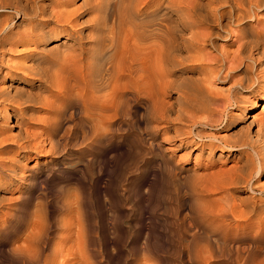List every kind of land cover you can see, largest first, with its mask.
Returning <instances> with one entry per match:
<instances>
[{
  "label": "rangeland",
  "instance_id": "1",
  "mask_svg": "<svg viewBox=\"0 0 264 264\" xmlns=\"http://www.w3.org/2000/svg\"><path fill=\"white\" fill-rule=\"evenodd\" d=\"M74 2L76 6L81 7L82 21L91 18L89 7L95 0H87L86 5L82 4V0ZM126 2L127 0H112L110 5L105 6V10L115 15L126 6ZM8 19L13 20L12 23L16 27L14 33L22 30V18L19 15L14 16L7 10L1 12L0 23ZM252 26H255L254 23ZM238 29L232 28L235 36L227 39L216 38L214 34L210 44L206 43L205 47L196 50L197 60L186 62L175 73L176 82L185 83L183 87L186 89L182 88L184 91L190 87L195 88V81L205 73L210 79L211 89L209 86L208 88L217 95L215 105L220 107V110L232 78L228 76V80L226 78L216 81L211 73L202 72L195 66L204 62L206 57L232 56L237 47L236 40L241 35ZM120 33V46L127 42L129 50L139 47L128 29ZM128 33L130 37L127 36ZM218 35L221 37L220 33ZM9 48L4 46L0 50V90L8 89L6 86L11 81L7 74L20 64L21 48ZM122 81L126 92L122 102L127 101V104L122 106L119 117H114L115 119L103 126L98 120L84 119L80 122L81 106L88 98L77 91L73 92V101L66 103L62 98L55 96V90H40V96L43 98L25 109L20 118L22 120L15 123L14 117L10 116L6 122L0 121L1 137L3 135L11 139L28 135L34 144L43 146L39 153L30 152L27 158H20L15 163V149L0 155L2 170L6 171L11 164L14 165V176H10L0 188V222L9 220L18 228V232L12 237L13 244L3 243L0 239V264H17L7 248L10 247L12 254H16L15 246L20 239L32 241L34 246L39 239H46L48 245L43 253L48 255L55 243L67 235L71 236L66 240V247L72 248L67 252L66 258L71 257L67 264H264V213L251 219L254 225L259 222L258 231L255 226L248 230L243 229L248 222L238 219L242 210L240 200L260 196L258 190L264 183V172L256 176L249 187H240L235 191L231 189V192L224 191L226 183L233 178L231 175L240 173L238 168L243 167L247 156L237 150L220 151L217 148L208 155L206 147L202 151L200 147H195V143L181 141L184 137L178 134L174 136V132L187 130L184 122L166 123L160 120L151 108V96L153 91H156V84L145 91H137L131 81ZM25 85L28 84H22ZM27 91L36 95L34 87L25 90ZM232 92L238 101L237 105L243 106L245 111L241 112L233 103L223 113L222 121L212 127L198 126L197 130L219 139H235L238 136L243 139L254 134L258 124L264 121V111L260 112L259 106L263 99L259 93L249 94L246 90L233 89ZM159 94L166 106L176 108L180 103L177 99L181 94L179 88L166 89ZM133 102L135 110L132 113L126 111ZM7 108L10 114L9 107ZM258 112L260 114H257ZM249 114L255 117L251 118ZM217 118L219 119L220 115L212 117L215 121ZM247 121L252 122L248 124ZM10 135L11 138L8 137ZM250 157L253 158L251 155ZM236 201H239V204ZM203 204L209 207L205 210ZM202 211H225L228 215L235 214L240 225L226 227V221L225 225L218 222L220 226L215 219L208 220L205 216L207 212ZM202 213L204 215H201ZM68 227L72 229L70 232L66 231ZM232 227L237 228L234 230ZM226 229L232 230V233H228ZM244 235L254 243L251 244L248 240L240 243L239 238ZM79 236L80 239L85 236V247L80 244L82 240L77 241ZM193 239L197 245L191 249L189 246ZM219 243H227L230 247L237 245L238 248L220 250ZM192 252L195 254V260ZM237 254L238 256H235ZM247 255L250 256V261L244 260ZM258 257L260 259H257ZM81 258L86 259V262L81 261ZM59 261L61 262V259H58L57 264H61Z\"/></svg>",
  "mask_w": 264,
  "mask_h": 264
},
{
  "label": "bare ground",
  "instance_id": "2",
  "mask_svg": "<svg viewBox=\"0 0 264 264\" xmlns=\"http://www.w3.org/2000/svg\"><path fill=\"white\" fill-rule=\"evenodd\" d=\"M74 1L0 0V16L1 12L7 10L11 11L14 16L19 15L22 18L20 25L22 30L17 33L13 32L16 27L12 23V19L0 23V50L4 46L10 47L9 50L20 47L22 52L19 58V66L7 74L9 81H11L6 86L9 90H0L1 122L8 121L10 116H12L16 120L15 123H18L19 120H22L20 118L25 109L43 98L40 96V90H55V96L62 98L66 103L73 101L71 99L75 96L73 94L74 91L86 96L88 99L83 101L80 110L82 113L80 122L84 119L88 121L98 120L103 126L114 117H119L122 113V106L127 104V101L122 102L126 94L122 80L131 81L137 91H145L155 83L157 88L152 93L150 105L157 117L166 123L184 122L187 126L185 131L174 132V136L177 134L181 137L183 136L184 138L181 141L195 143V147H200L202 151L206 147L208 155L217 148L220 151H223L222 149L226 151L237 150L247 156L243 167L238 168L240 173L238 172L234 176L231 175L233 178L230 179L229 177L228 179L230 180L227 183L224 182L227 185L223 189L224 191L229 192L230 190L231 192V189L235 191L240 187H246L256 176L263 174L264 121L258 124V128L255 129L253 135L243 139L242 136H238L235 139H230V136V138L221 137L219 139L218 137L205 135L197 128L198 126L212 127L215 123L222 121V115L226 112L227 107H230L233 103L237 105L238 101L232 92L233 89L246 90L249 94L259 93L263 99V103L259 105L261 106L260 112L264 111V0H127L126 6L115 15H111L105 10V6L110 5L112 0H95L89 7L91 18L83 21V14L80 11L81 7L76 6ZM82 4L86 5L87 0H82ZM252 23L255 26H252ZM232 28H239L238 30L241 34L236 40L237 47L233 55L219 58L206 57V60L203 59L204 62H199L200 64L195 66L196 69L202 72L211 73L216 81H222L226 78L228 80V76L232 78L228 93L223 94V107L220 110V107L218 108L215 105L217 100L215 96L217 95H214L213 93L215 92L209 90L210 79L205 73L202 78L195 81L198 85H196L197 87L194 85L195 88L190 87V89L185 91L182 90V88L186 89L183 87L185 83L183 81L176 82L177 74L175 73L186 62L197 60L198 53L196 50L205 47L206 43L210 44L214 34L216 38L222 39L235 36ZM124 29L129 30L134 42L137 41L139 44L138 48L129 50L126 45L127 42H124L121 46L119 45L118 36ZM129 33L127 36H129ZM12 82L16 84H11ZM25 83L28 85H25L26 87L22 86ZM32 87L36 89V95L30 94L28 91L25 92V90H31ZM173 87L179 88L181 92L177 97L180 103L176 108L166 106L167 104L162 103L159 97V92ZM7 107H9L10 114H8ZM237 107L241 112L245 111L243 106L237 105ZM134 110L135 105L133 102L126 111L132 113ZM260 112L257 114H260ZM214 115H220V118H217L219 121L212 119ZM250 117L254 118L255 116L250 115ZM250 122L252 121H249L248 124ZM88 126L90 127V125ZM241 134L244 135L243 133ZM5 137L0 135V155L10 153L15 149L14 163L18 162L20 158H27L30 152L39 153V150L43 148L41 144H34L30 141L31 139H29L28 135L14 138H11V135L8 136L11 139ZM205 140L207 143H205ZM220 156L221 153L218 154V157ZM254 156L256 159H254ZM2 169L3 163L0 161V188L11 178L10 176H14L13 164L6 171ZM250 189L252 188L250 187ZM251 191L254 193L253 190ZM258 191L259 197L249 196L250 198L247 200H240L242 210L240 215H238V219L248 222L243 227L245 230L254 226L257 231L260 228L259 222L254 225V221L251 219L252 217L258 218L264 213V183ZM206 207L209 206H204L203 204L205 210ZM194 210V213H196V209ZM198 212L200 214V211ZM204 212H207L205 216L208 217V220L215 219L217 224L218 222L224 224L228 221L226 227H229V225L234 227L235 224L239 223L235 214L228 215L225 211ZM203 213L201 215H204ZM189 214L192 215L193 213ZM186 215H184L185 218H187ZM191 215L190 217L192 218ZM192 220L191 222H193ZM1 223L2 225H7L2 226ZM236 228L233 229L236 230ZM230 229H226L228 233H232L233 229ZM67 230L70 232L72 229L68 227ZM218 230L220 231V229ZM15 232H18L17 225H12L9 220L0 222V239H2L3 243H12V237ZM70 236L67 235L66 238L60 239L57 244L55 243L53 250L48 255L43 253V250L48 245L47 240L43 238L38 240L36 246L33 245L32 241L20 239L19 243H17L18 245L15 246L16 254H12L10 247L7 249L13 261L17 264H57L58 259H61V262L59 261L61 264H67L71 258H66L67 252L71 248L66 247ZM194 238L198 239L196 236ZM247 238L244 235L239 238L240 240L237 239L239 242H247ZM76 239L78 242L82 240L80 244L85 247V236H81V239L79 236ZM196 240L193 239L191 241L189 248L192 249L195 244L197 245ZM248 241L251 244L254 243L250 239ZM208 243L207 245H209ZM74 248L75 246L73 250ZM218 248L225 250L235 249L238 246L232 245L230 247L229 244L223 243L218 245ZM193 252L191 255L194 256ZM235 256H238V254ZM248 256L244 260H248ZM193 258L195 260V256ZM257 259L260 258L258 257ZM85 260L81 258V261Z\"/></svg>",
  "mask_w": 264,
  "mask_h": 264
}]
</instances>
